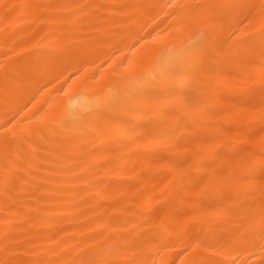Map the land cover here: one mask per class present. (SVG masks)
Returning <instances> with one entry per match:
<instances>
[{
	"label": "bare ground",
	"instance_id": "bare-ground-1",
	"mask_svg": "<svg viewBox=\"0 0 264 264\" xmlns=\"http://www.w3.org/2000/svg\"><path fill=\"white\" fill-rule=\"evenodd\" d=\"M173 2L189 7H163ZM262 4L0 0V130L11 122L18 134L7 150L0 143V236L7 221L29 253L10 259H35L33 250L58 259L49 250L63 248L70 261L110 247L163 264L225 254L261 264L247 240L264 211ZM92 5L105 7H81ZM209 18L220 26L204 42V67L129 101L137 86L122 79L120 61L145 72L180 59ZM137 35L143 48L132 46ZM82 83L89 99L113 101L107 118L82 114ZM196 243L205 249L181 257Z\"/></svg>",
	"mask_w": 264,
	"mask_h": 264
},
{
	"label": "snow or ice",
	"instance_id": "snow-or-ice-1",
	"mask_svg": "<svg viewBox=\"0 0 264 264\" xmlns=\"http://www.w3.org/2000/svg\"><path fill=\"white\" fill-rule=\"evenodd\" d=\"M6 9L7 5L4 6ZM81 7H105L102 5H92V6H81ZM164 8L167 9H186L187 5H182L179 3H169L163 5ZM216 7H242L240 5L228 6V5H218ZM261 8L264 9V4L261 5ZM172 20H177L181 18V12H173L170 14ZM195 23V20L189 19L187 22H181L174 26V29H170L168 33L164 36H159L153 38L154 41L156 39L166 40L169 35H171V31H181L186 30L188 27ZM219 22L214 18H209L207 22V28L200 31L198 34V38L196 41H193L185 50L184 54L180 59L170 60L168 62H159L157 61L154 68L145 71L138 72L136 66L133 62H125L120 61L118 67L122 70L121 76L122 79L126 82H131L133 85H136L135 88H130L126 95L131 99L137 98L145 89L163 86L169 83L174 82L176 79L185 76L186 69L188 67H198L202 68L207 62V50L204 46V42L206 38L209 36L211 30L218 28ZM147 27V25H145ZM143 31V29H142ZM261 37L264 38V29L261 30ZM132 39V37H129ZM141 40L147 42L146 37H141L139 35L136 36L133 47L139 45L141 48L144 47V44L141 43ZM139 50V49H137ZM148 54H145V59H147ZM115 63V61H113ZM211 67V65H209ZM75 83V81H73ZM72 85H69L68 90H62L64 95H68L71 90ZM81 93L75 94L81 101L82 104V114H85L89 117H101L107 118L106 113L113 107V101L102 95L97 94L94 99H89L86 89V84H81ZM261 118L264 119V96H262V104L260 109ZM56 123V122H52ZM58 126L62 127L63 123L60 122ZM15 125L11 124V122L4 125L3 129L0 130V143H3L5 150L10 146L11 142L18 138V134L14 131ZM28 136H31L32 133H27ZM261 204L264 205V183H262L261 188ZM25 243L20 237L14 235L7 224L5 223V228L3 230V235L0 236V251L4 253V259H0V264H163L162 261H157L155 258L151 260L139 256L136 254L134 249L124 248L121 250V255L124 258H120L118 256H114L112 248H100L95 251H86L81 250L75 259L67 260L66 259V249L61 248L60 250L50 249L49 253L52 256L59 257L58 259L51 258H40L41 252L38 250H33L32 255H35L37 258L35 259H10L12 256H21L28 255L29 253L21 248L20 246ZM59 244V241L56 242ZM247 243L250 244L251 247L258 248L261 264H264V211L261 212L260 219L258 224L252 226L251 236L247 240ZM30 246V242H29ZM205 245L196 243L192 245L191 251L185 249L180 255L181 257L191 255L198 248L203 250L205 249ZM209 251H214V249H208ZM131 254L130 256L128 254ZM171 264H175V261H171ZM180 264H185L184 259L180 260ZM188 264H206L204 260H197L193 258L191 261H188ZM213 264H236V260L230 254H225V258L223 261L213 262ZM243 264H247V262H243Z\"/></svg>",
	"mask_w": 264,
	"mask_h": 264
}]
</instances>
